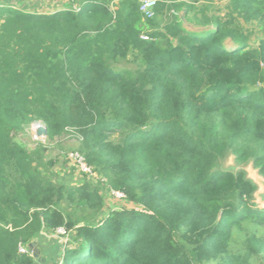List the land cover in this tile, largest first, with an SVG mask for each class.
<instances>
[{"label":"trees","instance_id":"obj_1","mask_svg":"<svg viewBox=\"0 0 264 264\" xmlns=\"http://www.w3.org/2000/svg\"><path fill=\"white\" fill-rule=\"evenodd\" d=\"M107 1L42 16L0 7L27 44L22 61L0 65V264H33L20 245L60 227L77 242L62 264L227 263L244 250L264 264L258 186L243 167H218L232 153L264 176V34L253 45L238 22L264 29V0H231L226 17L201 34L177 20L149 33L163 13L159 0L147 22L140 0L119 16ZM130 54L136 70L114 65ZM34 120L51 140L74 131L105 183L71 185L39 169L42 145L29 152L15 140ZM106 186L138 207L92 222L63 209L69 201L101 210Z\"/></svg>","mask_w":264,"mask_h":264},{"label":"rangeland","instance_id":"obj_2","mask_svg":"<svg viewBox=\"0 0 264 264\" xmlns=\"http://www.w3.org/2000/svg\"><path fill=\"white\" fill-rule=\"evenodd\" d=\"M85 0H0L1 9L7 7H14L18 11H24L33 15L42 16L56 13L58 11H64L69 9H78ZM129 0H109L106 3L114 11L119 14H125L127 12V4ZM136 1V0H135ZM139 1V0H137ZM160 8L163 9L162 14H156L157 17L154 22H148L150 24L147 31L161 32L166 24L177 20L181 23L182 30L201 34L209 29L213 28L214 21L218 18L226 17L230 11L231 0H159ZM158 7V8H159ZM96 17L99 14H95ZM6 13L0 12V65L5 63L6 58L11 62L22 61L20 56L26 52L27 44L24 42L26 37L17 26L14 25L9 19ZM99 21L100 19L97 18ZM145 22L148 20L144 19ZM238 22L244 28V30L250 34V42L253 45H257L259 38L264 34V29L260 27L257 20H245L242 17H238ZM18 30V31H16ZM143 35L148 33L143 32ZM22 35V36H20ZM175 41V40H173ZM49 44V42H47ZM23 63L21 62V65ZM137 62L134 61L133 55L130 54L127 59L120 60L115 63L116 67H120L123 70H136ZM21 65H19L21 67ZM42 123L40 120H34L28 124L22 131L15 135V140L24 146L29 152H35L40 145L41 150L38 154L37 161L39 169L49 174L53 180H62L71 185H76L84 182L86 179L96 184V180L90 179L83 175L74 163L68 159L67 154L71 151L77 150L79 146V139L76 133L72 130H67L61 136L54 139H49L47 136H39L34 132V125ZM219 168L237 170L243 167L250 178H252L258 186V190L255 194L256 202L261 208H264V176L260 175L258 170L249 164H237L235 157L232 153H228L224 158L219 160ZM100 194L104 196L103 208L101 210H95L88 205H78L69 201L62 202V207L65 212L69 213L74 221L80 219L88 221L100 220L106 217L110 210L121 209L123 207H138L135 204L128 202L127 200H119L106 192L105 189L100 188ZM252 225L247 224L245 228L236 229L234 235V241L231 248L232 252L240 251L243 247L244 240L248 237V231ZM258 230L263 231L260 227ZM56 232V231H54ZM52 232V233H54ZM63 238L64 252L75 245L76 239L74 232H68L66 234L56 235ZM62 254V256H63ZM61 259V258H60ZM260 264V260L249 257L245 250L238 257H230L227 263L220 260H213L206 264Z\"/></svg>","mask_w":264,"mask_h":264},{"label":"built area","instance_id":"obj_3","mask_svg":"<svg viewBox=\"0 0 264 264\" xmlns=\"http://www.w3.org/2000/svg\"><path fill=\"white\" fill-rule=\"evenodd\" d=\"M157 2L158 0H140V11L143 14L145 19L152 18L155 16ZM141 36L143 39L149 38L147 35L142 34ZM41 125L42 123H37L34 125V132L36 135H38L37 129ZM67 157L74 163V165L77 166L78 170L83 175H85L86 177H89L90 179H94L96 181L100 179L97 172L94 170V168L91 165L87 163L85 156L81 152H79L78 150L71 151L67 154ZM100 180L102 181L103 184L106 181L104 178ZM103 189H105L107 193H109L110 195H112L113 197L121 201L125 200L126 198V194L121 190H117L109 186H106ZM66 233H67L66 230L62 227L57 228L56 232H54L55 235H61V234L64 235ZM19 250L22 253L29 252V251L31 252L30 248L23 246V245H20ZM52 264H62V258L54 261Z\"/></svg>","mask_w":264,"mask_h":264},{"label":"crops","instance_id":"obj_4","mask_svg":"<svg viewBox=\"0 0 264 264\" xmlns=\"http://www.w3.org/2000/svg\"><path fill=\"white\" fill-rule=\"evenodd\" d=\"M30 249L34 256L33 264H52L62 257L64 241L62 237L45 230L33 239Z\"/></svg>","mask_w":264,"mask_h":264},{"label":"water","instance_id":"obj_5","mask_svg":"<svg viewBox=\"0 0 264 264\" xmlns=\"http://www.w3.org/2000/svg\"><path fill=\"white\" fill-rule=\"evenodd\" d=\"M37 134L39 136H48L47 127L44 124L39 126L38 129H37ZM263 199H264V195H263Z\"/></svg>","mask_w":264,"mask_h":264}]
</instances>
